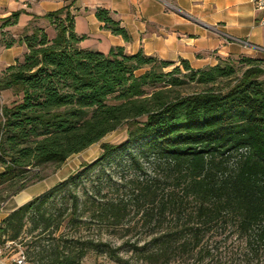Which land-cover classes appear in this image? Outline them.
I'll return each instance as SVG.
<instances>
[{
  "label": "trees",
  "instance_id": "trees-1",
  "mask_svg": "<svg viewBox=\"0 0 264 264\" xmlns=\"http://www.w3.org/2000/svg\"><path fill=\"white\" fill-rule=\"evenodd\" d=\"M95 17L129 41L108 10ZM74 18L65 4L4 43L25 52L0 72V91L19 97L0 108V187L19 192L31 169L123 125L126 138L10 211L0 245L27 233L30 264H194L209 255L206 236L230 228L247 255L264 254V58L194 69L142 50L102 53L79 46Z\"/></svg>",
  "mask_w": 264,
  "mask_h": 264
},
{
  "label": "crops",
  "instance_id": "crops-1",
  "mask_svg": "<svg viewBox=\"0 0 264 264\" xmlns=\"http://www.w3.org/2000/svg\"><path fill=\"white\" fill-rule=\"evenodd\" d=\"M65 4L75 13L74 31L85 35L79 44L83 49L107 53L112 47H122L128 54L142 50L161 60H186L194 69L214 66L225 58H264L225 38L243 39L264 50V31L257 25L251 0H0V19L19 12L10 26L16 34L34 16ZM97 9L108 10L125 28L129 41L104 29L95 17ZM24 52V45L6 48V66L20 60ZM23 196L13 209L31 199ZM4 264L10 263L5 260Z\"/></svg>",
  "mask_w": 264,
  "mask_h": 264
},
{
  "label": "rangeland",
  "instance_id": "rangeland-1",
  "mask_svg": "<svg viewBox=\"0 0 264 264\" xmlns=\"http://www.w3.org/2000/svg\"><path fill=\"white\" fill-rule=\"evenodd\" d=\"M4 19H0V72L3 71L6 66L7 56L5 55V41H9L11 37L17 39L22 33L23 29L16 34H13L10 30V26H2ZM39 26H45L46 31L50 36H53L52 28L48 26L47 22L40 18L36 21ZM264 68V65H261ZM245 68L244 64L237 66L238 74ZM263 79V77H262ZM187 93L192 92V89L186 90ZM19 97L14 95L10 90L0 91V108L2 106H9L12 102L18 100ZM126 138V127L123 125L117 130L106 134L98 142L93 143L85 150L70 155L62 164L53 165L48 164L44 167L34 168L30 170L27 175L25 187L17 193L14 191L17 189L18 184L3 185L0 187V221L22 200L21 197L26 194L27 197L33 198L34 196L44 192L54 184L66 178L72 174L83 163H88L98 157L101 153L100 145L102 143L117 144ZM24 197V196H23ZM140 226L138 225V228ZM141 229V228H140ZM137 229L139 231H143ZM132 232L130 234L133 235ZM141 239L148 240V238L142 233L139 235ZM30 236L27 233H22L20 238L12 242L4 252V257L10 258L11 255L24 250L23 243L29 239ZM134 239V238H133ZM1 240V239H0ZM207 242V248L209 255L201 262L197 260L194 264H264V254L261 253L258 256H250L246 254L245 248L240 239L236 237L230 228L224 230L218 229L217 231L210 233L205 238ZM142 243V241H141ZM140 243V244H141ZM115 246L121 244V240H114ZM1 246V245H0ZM99 264H108L102 258H95L90 256L86 259L85 264H93L94 262ZM29 263V262H28ZM30 264V263H29Z\"/></svg>",
  "mask_w": 264,
  "mask_h": 264
},
{
  "label": "built area",
  "instance_id": "built-area-1",
  "mask_svg": "<svg viewBox=\"0 0 264 264\" xmlns=\"http://www.w3.org/2000/svg\"><path fill=\"white\" fill-rule=\"evenodd\" d=\"M255 12L258 14L257 25L264 31V0H251ZM226 40L232 43L239 44L240 46L250 49L256 53H260L264 56V50L258 46H255L243 39L225 36ZM11 242H6L0 246V264H4L5 260L10 264H29L25 256L21 251L11 255L10 258L4 257L5 250L9 247Z\"/></svg>",
  "mask_w": 264,
  "mask_h": 264
}]
</instances>
